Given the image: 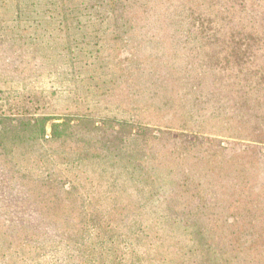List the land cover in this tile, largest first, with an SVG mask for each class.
<instances>
[{
	"label": "rangeland",
	"instance_id": "obj_1",
	"mask_svg": "<svg viewBox=\"0 0 264 264\" xmlns=\"http://www.w3.org/2000/svg\"><path fill=\"white\" fill-rule=\"evenodd\" d=\"M247 2L208 42L184 26L48 34L0 0V264H89L96 209L264 242V2Z\"/></svg>",
	"mask_w": 264,
	"mask_h": 264
},
{
	"label": "trees",
	"instance_id": "obj_2",
	"mask_svg": "<svg viewBox=\"0 0 264 264\" xmlns=\"http://www.w3.org/2000/svg\"><path fill=\"white\" fill-rule=\"evenodd\" d=\"M12 1L14 5L12 10L17 16L23 12H27V15H37L33 19L36 22L35 29L52 28L39 33L38 36L45 32L52 33L55 29L65 30L68 34L72 29L82 28L87 35L93 32L101 36L113 35L112 38L119 37V41L124 40V35H131L137 31L151 34L153 27L159 30V33L168 35L166 33L169 30L174 31L184 26L187 30L196 31L199 40L205 38V41L214 42L215 32L220 33V30L229 29V21L236 20L237 14H233L244 11L249 6L247 0H233L229 9L224 3L221 4L220 1L223 0ZM206 2L210 8L208 11L207 7L201 8ZM231 9L234 10L230 14ZM240 26L238 33H241L245 25L242 23ZM245 35L249 37L247 33ZM247 40L242 35L233 42L239 44ZM163 41L167 42L166 38H163ZM89 42L90 40L86 41ZM127 42L131 43L133 40ZM110 212L91 210L90 219L85 222V236L93 235L90 245L85 242L89 264H226L230 252L234 255L233 259L241 256L239 253L245 250L252 252L256 249L259 254L258 260L264 264L263 241L255 238L243 244L239 237H232L229 240L223 236L227 228L222 229L218 223H207L204 226L201 223L188 226L183 224L167 229L164 225L151 222L145 224L135 219L127 228H120L116 223L103 221ZM190 214H195L193 209L177 213L176 216L185 217ZM138 216L142 214H137L136 217ZM185 234L187 241L183 242L178 236ZM73 249L80 247L74 243ZM66 253L71 254L70 250ZM189 259L191 261H187Z\"/></svg>",
	"mask_w": 264,
	"mask_h": 264
}]
</instances>
